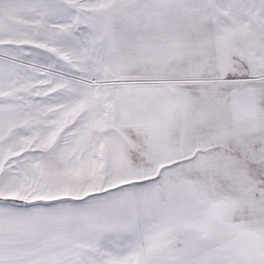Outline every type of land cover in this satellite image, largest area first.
<instances>
[{
    "label": "snow or ice",
    "instance_id": "obj_1",
    "mask_svg": "<svg viewBox=\"0 0 264 264\" xmlns=\"http://www.w3.org/2000/svg\"><path fill=\"white\" fill-rule=\"evenodd\" d=\"M0 264H264V0H0Z\"/></svg>",
    "mask_w": 264,
    "mask_h": 264
}]
</instances>
